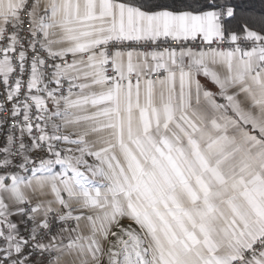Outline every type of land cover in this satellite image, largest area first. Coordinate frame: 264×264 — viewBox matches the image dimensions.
<instances>
[{
	"label": "snow or ice",
	"instance_id": "obj_1",
	"mask_svg": "<svg viewBox=\"0 0 264 264\" xmlns=\"http://www.w3.org/2000/svg\"><path fill=\"white\" fill-rule=\"evenodd\" d=\"M0 264H264V0H0Z\"/></svg>",
	"mask_w": 264,
	"mask_h": 264
}]
</instances>
